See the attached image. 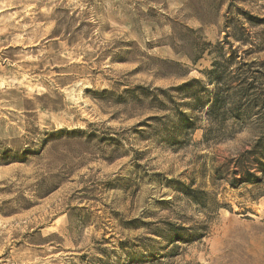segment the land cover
I'll return each mask as SVG.
<instances>
[{
  "label": "rangeland",
  "instance_id": "rangeland-1",
  "mask_svg": "<svg viewBox=\"0 0 264 264\" xmlns=\"http://www.w3.org/2000/svg\"><path fill=\"white\" fill-rule=\"evenodd\" d=\"M220 46L264 88V0H0V264H264V173H234L264 106L220 142L149 120Z\"/></svg>",
  "mask_w": 264,
  "mask_h": 264
},
{
  "label": "trees",
  "instance_id": "trees-1",
  "mask_svg": "<svg viewBox=\"0 0 264 264\" xmlns=\"http://www.w3.org/2000/svg\"><path fill=\"white\" fill-rule=\"evenodd\" d=\"M231 50L236 52L235 49L231 48ZM218 52L217 57L213 59L211 68L204 71L209 84L214 87L212 92L202 86L199 79H191L180 86L170 88L168 92L159 89L164 94L177 91L184 95L183 100L191 99V101H184L180 105L173 100L172 96L168 97L161 103L159 110L168 111L171 110L170 106H173L174 116L177 117L176 121L170 119V114L149 117V120H167L172 122L173 125L176 124V133L184 134L201 128L195 114L203 112L208 121V126L203 127L205 131L203 141L207 143L229 139L247 126L250 120L247 116L249 112L257 107L264 106V88L253 87V81H247L243 78L240 69H242L244 63L237 58L236 54L227 55L223 50V46H220ZM259 78L256 77V79ZM200 92L207 93L208 98L204 100ZM181 106L189 108L193 113L188 114L181 110ZM259 121H262L260 125L263 128L264 119L260 118ZM251 157H254L253 161H250ZM236 164L239 170L234 173L241 175V183L262 182L264 175V137H261L252 149L247 150L240 159H237ZM254 164H257V166H254ZM251 165L254 168L250 167ZM259 173L263 175H259ZM231 180L233 184L238 182L237 177ZM207 194L204 190L192 189L188 196L196 204L206 207L208 203L203 198L207 197ZM213 204H217L215 200Z\"/></svg>",
  "mask_w": 264,
  "mask_h": 264
}]
</instances>
